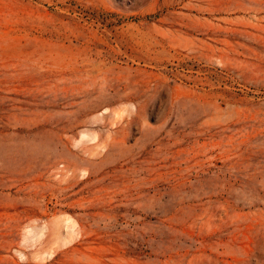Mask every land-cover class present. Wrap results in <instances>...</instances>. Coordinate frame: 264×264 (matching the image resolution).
Here are the masks:
<instances>
[{"label":"rangeland","instance_id":"rangeland-1","mask_svg":"<svg viewBox=\"0 0 264 264\" xmlns=\"http://www.w3.org/2000/svg\"><path fill=\"white\" fill-rule=\"evenodd\" d=\"M0 264H264V0H0Z\"/></svg>","mask_w":264,"mask_h":264}]
</instances>
